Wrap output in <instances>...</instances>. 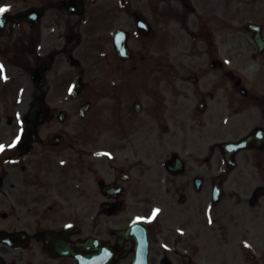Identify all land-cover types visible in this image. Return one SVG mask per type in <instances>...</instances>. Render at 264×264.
<instances>
[{
  "label": "flooded vegetation",
  "instance_id": "af4514ba",
  "mask_svg": "<svg viewBox=\"0 0 264 264\" xmlns=\"http://www.w3.org/2000/svg\"><path fill=\"white\" fill-rule=\"evenodd\" d=\"M64 1L0 28V101L43 92L47 111L0 114V264H264V58L248 77L220 58L264 49L231 52L225 17L187 43L164 0ZM86 67L103 75L73 98L80 129L55 124L54 91Z\"/></svg>",
  "mask_w": 264,
  "mask_h": 264
},
{
  "label": "rangeland",
  "instance_id": "374dc122",
  "mask_svg": "<svg viewBox=\"0 0 264 264\" xmlns=\"http://www.w3.org/2000/svg\"><path fill=\"white\" fill-rule=\"evenodd\" d=\"M45 0H11L7 1L4 0L5 3H11L10 6H13L14 8L12 9V12H15L17 10H21L25 8L26 6L34 3H42ZM172 3H174L177 7L182 6V0H167ZM192 2L197 5V3H206L207 5L209 4V7L214 8L215 14L220 15L221 13V7L224 2V0H191ZM232 3V10L233 13H237L240 11V15L233 19V21L230 19V24L232 25L233 28H238L243 25L246 20L248 21L249 19L255 20L257 22L263 23L264 24V0H229ZM2 0H0V3ZM218 16V15H217ZM168 17V16H167ZM186 16H181V18H185ZM190 17H194L193 15ZM174 24V23H173ZM175 25V24H174ZM182 34H185L184 31H181ZM248 33H242V34H237V35H230L236 42L241 40L243 44H245L248 41ZM185 39H190V36L185 34ZM231 39V41L233 40ZM238 46V45H236ZM183 53H186L185 50H183ZM230 55V66L236 67V66H241L242 64V59H246V56L250 53H228ZM247 65L249 66V69H253L255 64L253 62H248ZM242 71V70H241ZM95 75V74H94ZM98 75V74H96ZM95 75V77H96ZM58 97L57 91H54L53 97H51V103L54 108V114L56 113V116H58V112L60 109H65L68 114H69V121L71 125V129H74L73 122L78 118V111H75L76 103L70 100L66 99L63 100ZM67 104V105H66ZM17 113V114H24L27 112V102L22 101L18 105L14 104L13 101H8L3 100L0 101V114L3 113Z\"/></svg>",
  "mask_w": 264,
  "mask_h": 264
},
{
  "label": "water",
  "instance_id": "95a60500",
  "mask_svg": "<svg viewBox=\"0 0 264 264\" xmlns=\"http://www.w3.org/2000/svg\"><path fill=\"white\" fill-rule=\"evenodd\" d=\"M42 109H43V101H42V100H39V101L37 102V105H36V107H35L33 113H34V112H40V113H42Z\"/></svg>",
  "mask_w": 264,
  "mask_h": 264
},
{
  "label": "snow or ice",
  "instance_id": "6c2138e0",
  "mask_svg": "<svg viewBox=\"0 0 264 264\" xmlns=\"http://www.w3.org/2000/svg\"><path fill=\"white\" fill-rule=\"evenodd\" d=\"M7 10V8H0V15H3ZM3 150V146H0V152H2Z\"/></svg>",
  "mask_w": 264,
  "mask_h": 264
}]
</instances>
